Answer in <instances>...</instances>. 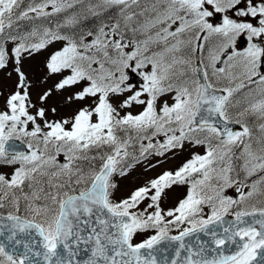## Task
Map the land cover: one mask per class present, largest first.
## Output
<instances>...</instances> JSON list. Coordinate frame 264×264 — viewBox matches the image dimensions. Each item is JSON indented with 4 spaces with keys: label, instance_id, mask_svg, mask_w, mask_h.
I'll return each instance as SVG.
<instances>
[{
    "label": "snow or ice",
    "instance_id": "1",
    "mask_svg": "<svg viewBox=\"0 0 264 264\" xmlns=\"http://www.w3.org/2000/svg\"><path fill=\"white\" fill-rule=\"evenodd\" d=\"M0 264H264V0H0Z\"/></svg>",
    "mask_w": 264,
    "mask_h": 264
},
{
    "label": "rangeland",
    "instance_id": "2",
    "mask_svg": "<svg viewBox=\"0 0 264 264\" xmlns=\"http://www.w3.org/2000/svg\"><path fill=\"white\" fill-rule=\"evenodd\" d=\"M43 56H37L35 60H33L31 63L33 65V67H38L41 64V61L43 60ZM9 83L8 81H5V84ZM178 162V161H177ZM166 166H171V165H166ZM123 184H127L128 181H123Z\"/></svg>",
    "mask_w": 264,
    "mask_h": 264
}]
</instances>
